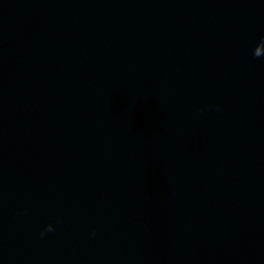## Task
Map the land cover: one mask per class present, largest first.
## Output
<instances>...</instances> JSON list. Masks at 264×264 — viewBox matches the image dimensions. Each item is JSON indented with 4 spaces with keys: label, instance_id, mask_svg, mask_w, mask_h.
Wrapping results in <instances>:
<instances>
[{
    "label": "water",
    "instance_id": "1",
    "mask_svg": "<svg viewBox=\"0 0 264 264\" xmlns=\"http://www.w3.org/2000/svg\"><path fill=\"white\" fill-rule=\"evenodd\" d=\"M261 38L264 0H0V264H264Z\"/></svg>",
    "mask_w": 264,
    "mask_h": 264
},
{
    "label": "clouds",
    "instance_id": "2",
    "mask_svg": "<svg viewBox=\"0 0 264 264\" xmlns=\"http://www.w3.org/2000/svg\"><path fill=\"white\" fill-rule=\"evenodd\" d=\"M252 56L254 59L264 60V38H261L260 41L255 44L252 49ZM53 231H55V226L49 223L41 230L40 236L43 238L47 233ZM92 234L95 235V230H93Z\"/></svg>",
    "mask_w": 264,
    "mask_h": 264
}]
</instances>
